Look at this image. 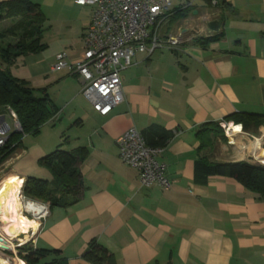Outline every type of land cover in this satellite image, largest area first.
Listing matches in <instances>:
<instances>
[{
	"label": "crops",
	"instance_id": "0c3cea01",
	"mask_svg": "<svg viewBox=\"0 0 264 264\" xmlns=\"http://www.w3.org/2000/svg\"><path fill=\"white\" fill-rule=\"evenodd\" d=\"M56 1L76 14L55 37L47 39L43 26L46 49L19 61L11 74L30 89L45 91L58 114L36 135L23 137L0 164V181H5L0 196L12 181L20 192L17 178L56 188L38 162L61 147L84 150L78 169L87 190L66 209L22 192L27 201L47 205L49 216L38 231L17 229L15 238L33 250L60 251L67 264H89L82 257L91 243L107 250L115 264H264V200L235 180L196 174L203 156L217 164H252L253 153L264 158V148L259 149L264 127L245 133L240 125L222 123L234 114L264 115V0H175L171 11L178 18L163 25L160 37L179 36L180 45L150 57L137 54L120 75L124 101L107 117L81 96L78 75L52 71L61 52L69 63L82 58V38L92 17L91 7ZM17 21L0 22V46L14 43L1 34ZM212 21H218V33L210 32ZM220 35L212 43H196ZM208 123H219L224 141L199 152L196 134ZM130 128L149 142L159 132L172 135L159 158L171 183L168 191L141 189L137 172L118 159L116 140ZM8 256L12 262L0 259V264H25Z\"/></svg>",
	"mask_w": 264,
	"mask_h": 264
},
{
	"label": "built area",
	"instance_id": "2783aa9c",
	"mask_svg": "<svg viewBox=\"0 0 264 264\" xmlns=\"http://www.w3.org/2000/svg\"><path fill=\"white\" fill-rule=\"evenodd\" d=\"M174 1L74 0L79 7L92 8L91 22L82 38L83 56L79 61L69 63L66 53L61 52L55 57L52 71L60 73L69 70L78 75L81 79V96L100 117L109 116L124 101L120 75L133 65L134 57L137 54L150 57L156 50H176L180 45L179 36H169L166 40L160 37ZM12 134H22V130L16 113L10 107H5L0 112V151L6 147ZM116 146L120 162L137 172L141 189H170L166 166L159 161L164 148L147 146L144 137L135 128L124 132L116 140ZM262 148L264 146L260 144L259 149ZM249 159L253 165L264 167V161L259 160L257 154L253 153ZM17 180L21 183L19 199L22 214L40 227V223L49 216V207L27 201L21 194L24 180ZM4 182L0 181V193ZM31 206L35 210H31ZM30 233L28 236L32 240L35 234ZM0 239L8 243H0V259L12 262L8 256L12 254L15 260H20V249L27 242L22 244L19 242L22 238L8 237L1 227Z\"/></svg>",
	"mask_w": 264,
	"mask_h": 264
},
{
	"label": "trees",
	"instance_id": "16d2710c",
	"mask_svg": "<svg viewBox=\"0 0 264 264\" xmlns=\"http://www.w3.org/2000/svg\"><path fill=\"white\" fill-rule=\"evenodd\" d=\"M177 18L174 11H171L166 22L174 23ZM7 19H18V21L1 34V37L14 39V43L0 46V61L5 66L4 69H0V109L10 107L16 113L22 134L10 136L6 147L0 151V164L16 152L23 137L36 135L58 114L45 91L36 92L28 88L27 83L15 79L11 74V69L16 67L19 61L46 49V45L41 43L45 19L40 6L29 0L0 3V22ZM221 37L220 35L206 40H196V43L206 45ZM38 93L39 96L36 95ZM14 97L18 98L17 104L13 102ZM230 122L242 126V131L245 133L258 131L259 128L264 127V115L234 114L226 117L222 123ZM154 136L152 137L156 139L154 142L144 138L147 146L162 148L172 138L171 134L165 132H159ZM196 137L200 142L199 152L211 149L218 139L224 141L219 123L201 126ZM83 151L66 152L58 148L42 158L38 164L50 172L56 188L51 189L46 182L29 179L24 183L23 195L46 202L51 208L66 209L78 204L87 190L78 169L80 153ZM196 174L205 178L216 176L235 180L258 199L264 200V168L262 167L247 162L210 163L203 156L196 167ZM18 257L25 264H67L60 251L33 250L30 243L20 249ZM82 258L89 264H115L109 252L95 243L89 245L88 251Z\"/></svg>",
	"mask_w": 264,
	"mask_h": 264
},
{
	"label": "bare ground",
	"instance_id": "6f19581e",
	"mask_svg": "<svg viewBox=\"0 0 264 264\" xmlns=\"http://www.w3.org/2000/svg\"><path fill=\"white\" fill-rule=\"evenodd\" d=\"M258 159L264 161V158ZM22 208L19 200V189L15 181H12L0 196V219L6 223L5 233L12 239H18L15 238L18 234L17 229H20L21 232H27L29 229L36 231L38 228L36 222L29 221L22 215ZM30 209L35 210L34 206H31ZM0 243L8 244L4 240Z\"/></svg>",
	"mask_w": 264,
	"mask_h": 264
},
{
	"label": "rangeland",
	"instance_id": "374dc122",
	"mask_svg": "<svg viewBox=\"0 0 264 264\" xmlns=\"http://www.w3.org/2000/svg\"><path fill=\"white\" fill-rule=\"evenodd\" d=\"M56 3H57L56 0H40L39 4H38L40 6L41 12H42L43 17L45 19L44 28L47 32H49L46 36L47 39L50 37H55V35L58 34L57 32L59 30L62 31L63 30L62 27L65 26V23L70 20V18L72 17V14L73 15L76 14L75 9L71 10V13H72L71 14V13H69L68 9H66L65 7H63L61 5L57 6ZM163 29H164V26L162 27V30ZM161 50L162 49L156 50V54H157V52H161ZM44 128L48 129V128H52V127L51 126H45ZM73 134H75V133L74 132L70 133L71 138L74 136ZM254 136L259 137L258 134H254ZM63 147H64L63 149L66 148V146H63ZM61 149H62V147H61ZM13 261H15V257H14Z\"/></svg>",
	"mask_w": 264,
	"mask_h": 264
},
{
	"label": "water",
	"instance_id": "95a60500",
	"mask_svg": "<svg viewBox=\"0 0 264 264\" xmlns=\"http://www.w3.org/2000/svg\"><path fill=\"white\" fill-rule=\"evenodd\" d=\"M208 28L210 30V32L212 33H218L220 30V26L218 25V21H212L208 23ZM14 104L18 103V98L14 97L13 99ZM0 227L3 229V231L6 232V223H4V221L2 219H0ZM0 241H2V239H0Z\"/></svg>",
	"mask_w": 264,
	"mask_h": 264
},
{
	"label": "clouds",
	"instance_id": "9594fccd",
	"mask_svg": "<svg viewBox=\"0 0 264 264\" xmlns=\"http://www.w3.org/2000/svg\"><path fill=\"white\" fill-rule=\"evenodd\" d=\"M81 2H82V0H81Z\"/></svg>",
	"mask_w": 264,
	"mask_h": 264
}]
</instances>
